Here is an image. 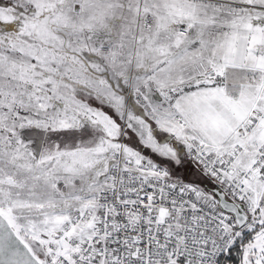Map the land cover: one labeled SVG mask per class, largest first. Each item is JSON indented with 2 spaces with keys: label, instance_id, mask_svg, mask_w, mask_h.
Masks as SVG:
<instances>
[{
  "label": "snow or ice",
  "instance_id": "obj_1",
  "mask_svg": "<svg viewBox=\"0 0 264 264\" xmlns=\"http://www.w3.org/2000/svg\"><path fill=\"white\" fill-rule=\"evenodd\" d=\"M0 264H264V0H0Z\"/></svg>",
  "mask_w": 264,
  "mask_h": 264
}]
</instances>
